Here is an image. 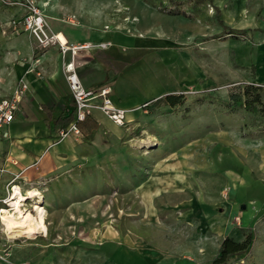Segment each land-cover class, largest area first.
Listing matches in <instances>:
<instances>
[{"label":"rangeland","instance_id":"obj_1","mask_svg":"<svg viewBox=\"0 0 264 264\" xmlns=\"http://www.w3.org/2000/svg\"><path fill=\"white\" fill-rule=\"evenodd\" d=\"M15 7L0 3V99L53 59L7 28ZM44 12L52 26L117 25L111 98L130 109L124 125L94 110L96 138L47 149L40 165L69 148L21 201L44 207L46 231L20 233L1 212L0 264H212L224 237L247 234L228 264H264V123L225 106L234 87L264 84V0H50ZM168 94L183 98L171 107ZM15 179L0 177L1 208Z\"/></svg>","mask_w":264,"mask_h":264},{"label":"crops","instance_id":"obj_2","mask_svg":"<svg viewBox=\"0 0 264 264\" xmlns=\"http://www.w3.org/2000/svg\"><path fill=\"white\" fill-rule=\"evenodd\" d=\"M51 7L56 10V13L69 10L59 4H53ZM14 10L15 14H19V7H15ZM51 17L53 26L50 25V27L53 31L61 32L59 37L64 44H95L97 42H109V44L105 48L96 46L80 48L74 56L70 51L63 55L57 45H50L44 49V52L52 55L51 70L41 78L33 73H26L25 79L29 87L20 103L22 112L16 111L13 121L6 126L8 136L0 137V166L4 168L0 177L7 176L10 179L14 175L16 179L11 182L16 183L20 191H25V194L35 189L34 183L56 169V165L53 164L56 157L69 149L54 150L49 160L44 165H40V160L48 151L47 149L50 150L56 142H59L58 131L61 128L54 125V119L61 113H67L75 108L65 79L63 69L65 63L74 57L75 70L81 84L86 88L110 84L118 101V74H120V71L118 72V41L121 35L118 34L117 25L109 26L107 29L103 26L98 29L86 27L82 30V28L71 27L74 24L67 20L62 21L58 15ZM23 33L30 36L27 32ZM80 127L82 131L80 137L92 135L96 138L99 135L97 116L94 112L81 123ZM71 137L73 142L80 138Z\"/></svg>","mask_w":264,"mask_h":264},{"label":"built area","instance_id":"obj_3","mask_svg":"<svg viewBox=\"0 0 264 264\" xmlns=\"http://www.w3.org/2000/svg\"><path fill=\"white\" fill-rule=\"evenodd\" d=\"M50 0H0V3L7 6H17L20 9L19 14L12 16L7 21V28L13 33L25 31L32 35L38 42L40 48H47L50 45H57L62 54L67 51L74 56L80 48L92 46L105 48L109 42H97L95 44L81 43L78 45L62 44L59 37L61 32L53 31L49 22L46 20L44 8L49 5ZM72 21V19H68ZM107 28V26H105ZM74 57L65 63V79L69 85L72 98L74 100L75 112L73 119L58 131V140L67 136H74L78 139L82 135L81 123L92 116L94 110H100L107 118L118 125L125 124V116L128 109L118 107L111 98L112 86L103 84L93 88L84 87L75 70ZM28 83L25 80L19 81L12 92L0 99V137H7L6 126L13 121L14 115L28 90ZM143 103L142 107H145ZM4 168L0 166V173ZM17 185L10 182L8 195L13 193V187ZM0 207V213H1Z\"/></svg>","mask_w":264,"mask_h":264},{"label":"trees","instance_id":"obj_4","mask_svg":"<svg viewBox=\"0 0 264 264\" xmlns=\"http://www.w3.org/2000/svg\"><path fill=\"white\" fill-rule=\"evenodd\" d=\"M168 12H172V10ZM227 33L235 34L237 31L229 30ZM182 98L180 94H168L164 97V102L172 107L181 102ZM225 106L232 111L240 108L243 109L251 115L254 121L253 125H262L264 123V84L250 82L234 87L228 94ZM74 112L75 108L67 113H61L54 119V125L57 128L65 127L72 120ZM250 243V234L245 235V238L241 241H235L231 237H224L220 243L219 253L213 259L212 264H228L232 256L245 253Z\"/></svg>","mask_w":264,"mask_h":264},{"label":"bare ground","instance_id":"obj_5","mask_svg":"<svg viewBox=\"0 0 264 264\" xmlns=\"http://www.w3.org/2000/svg\"><path fill=\"white\" fill-rule=\"evenodd\" d=\"M64 44V43H62ZM38 190L32 189L24 195L20 188L15 185L13 193H9L6 201L8 208H2V221L9 227L17 228L20 233L31 235L36 231L45 232V210L38 202L32 204V211L23 208L21 201L27 197H35Z\"/></svg>","mask_w":264,"mask_h":264}]
</instances>
